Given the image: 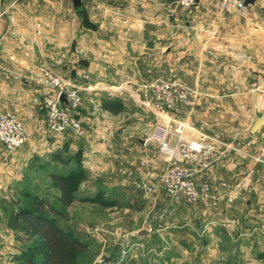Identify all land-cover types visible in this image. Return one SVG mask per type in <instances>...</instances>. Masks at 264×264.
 <instances>
[{
  "label": "rangeland",
  "instance_id": "374dc122",
  "mask_svg": "<svg viewBox=\"0 0 264 264\" xmlns=\"http://www.w3.org/2000/svg\"><path fill=\"white\" fill-rule=\"evenodd\" d=\"M141 1L134 0L132 8L129 9L119 8L116 15L113 13L111 2L122 0H84L83 5L78 8L79 14L83 17L79 27L85 31L84 52L79 55L85 58L86 63L82 69L77 70H44L46 86L42 88L44 94L41 108L45 115L39 119L41 130L29 132L25 120L16 116L26 128L27 142L11 150L0 141L4 146V158L12 160V163L4 161L0 171L2 176H6L0 182V264H23V257L42 259L45 256L42 241L38 236L30 238L25 231L16 230L10 224L15 218L20 221L18 209L34 212L30 205L32 199L40 198L56 205L60 204L59 191L49 175L50 170L73 169L76 177L74 189L78 197L85 185L97 186L102 193L103 198L98 196V193L95 198L71 204L66 212L55 216L61 227L80 231L81 238L90 243L89 250L79 254L76 264H222L216 254L219 247L209 245L210 239L215 238V230L207 234L199 232L198 229L195 231L188 225L184 226L185 228L180 227L179 230L172 227L163 228L155 224L156 216L164 214L168 222L177 221L176 209L182 200L194 206L208 208L222 197L225 198L226 205L231 207L237 198L233 197L231 192L238 189L245 197L243 205L246 213L251 218L256 217L245 201L246 198L252 197L251 189L256 173L250 160L258 158L264 165V153L258 155L253 150L254 137L249 135L250 126L256 115L251 110L256 107L253 105L243 108L234 102L236 94L229 102L206 101V97H203L197 104L196 95H199V91L196 90V86L187 84L189 82L187 77L183 85L175 80L178 75H175L174 70L179 74V71L189 69L188 51L201 46L205 49L206 41L219 34L223 27L222 15L226 11L220 10L216 0H202L205 6L197 8L198 10L197 4L187 8L178 5L175 0H157L159 2L157 6L153 0ZM197 12L206 16L203 17L202 23L201 18H198L199 22L195 20L198 26L197 23L193 25L194 14ZM115 16H119V20L116 21ZM72 25L70 23V28L76 26ZM176 31H179L180 35ZM129 42L133 45L132 52L125 54L119 45L126 43L124 47L126 49ZM97 46L100 47L99 53L96 51ZM115 48L120 52L115 53ZM182 48L187 50L179 54L177 51ZM141 49L142 52L135 53ZM174 50L176 53L170 54ZM163 59L165 67L162 65ZM142 65L144 80L138 79L143 71L140 68ZM50 76L61 78L68 90L78 91L80 103L72 106V111L73 115L81 120V134L71 127L65 129L51 127L47 98L55 96L60 90V85L52 83ZM230 88L228 92L232 89L233 93L236 92V87ZM66 92L64 89L61 95L64 101L60 97L65 104L68 101ZM180 95H183L181 99ZM115 101L119 104L114 110L105 108V104ZM168 101H174V109L167 106ZM163 106L165 112L159 110ZM161 122L168 126L166 138L170 149L161 148L162 136L157 130ZM180 124L185 129L182 137L188 139L193 137L207 145L213 144L212 138L225 142L212 152L211 163L241 152L244 155L243 159H246L245 163L249 164L245 167L244 174L238 173L236 166L235 168L227 166L222 172H226L223 178L228 180L220 178L217 184L208 180L198 182L195 179L196 167H192L191 164L199 167L202 164L190 157L180 159V155H183L184 141L188 140L180 139L179 134L175 132L174 127ZM192 124L203 128L196 129ZM117 129L121 130L120 133H126L129 142L134 144L136 157L142 147L139 140L144 142V158H140L141 167L144 163V174L140 173L136 162H133L132 166L122 165V170L110 166L112 146L121 140L124 141L122 135L118 136L120 139L115 137L114 132ZM68 137L72 141L70 147L67 146L70 142L67 140ZM173 137L174 146L171 144ZM255 142L263 145L264 138L256 137ZM84 144L86 149H79L78 146ZM244 145L248 150L240 148ZM82 149L85 150L84 157L88 159L90 165L88 169L81 166V161L77 162L78 157L82 156L80 151ZM175 150L178 156L175 155ZM56 153H61V158H54ZM235 155L233 167L237 159ZM181 161L194 169L193 178L198 187L205 184L210 186V203L207 206L199 202H190L185 198L176 202L166 190L164 175L175 162ZM79 169L82 171L81 174L77 172ZM208 171L210 173L211 168ZM17 172L20 180L13 181L12 178ZM263 174L264 172L262 173L264 179ZM120 176L127 177L123 180L124 184L134 185L130 187V193H137V198L134 199L132 206L123 207L124 202L120 206H111V191L114 185L112 178ZM232 178L233 180H230ZM224 182L225 186L222 184ZM261 189L264 190V181L261 182ZM214 191H217L216 195ZM103 193H107V196ZM170 207H174L171 213L168 210ZM145 227L150 229V235L137 238L135 232ZM246 233L248 235L245 234L243 237L248 241L253 235H257L256 239L264 240V229L260 231L251 229ZM236 249L234 246L222 247L223 254L230 253L232 257ZM262 250L264 251V246ZM245 253L246 257L233 258L223 264H264L262 261L250 259L252 254L250 251L247 250ZM173 255H180L182 259L175 260ZM202 257L210 258L212 261L201 259Z\"/></svg>",
  "mask_w": 264,
  "mask_h": 264
},
{
  "label": "crops",
  "instance_id": "0c3cea01",
  "mask_svg": "<svg viewBox=\"0 0 264 264\" xmlns=\"http://www.w3.org/2000/svg\"><path fill=\"white\" fill-rule=\"evenodd\" d=\"M153 1L156 6L159 5L157 0ZM133 2L134 0L111 2L113 13L117 15L116 12L119 8H132ZM203 2L202 0L197 2L196 9L204 7L205 3ZM83 3L84 0H81L80 4H75L74 0H0V111L9 110L18 118L25 120L29 132L33 133L34 130H41L42 126L39 119L45 115L41 108L44 94L42 88L46 86L43 71L47 69L77 70L82 69L86 63L85 58L79 55L84 52L85 31L82 27H79L83 17L78 12V8ZM141 14L140 16H142ZM194 15L193 25L197 23L195 22L196 19L198 21V18H201L202 23L204 21L203 17H206L198 14V12ZM207 17H211V15H207ZM114 19L119 20V16H115ZM222 19L223 27L221 31L214 38H209L210 41H206L207 46L205 49L201 46L188 51L189 69L187 71L184 69L183 72L179 71L180 75L173 69L175 75H178L175 80L183 85L187 77L189 79L187 84L196 86V90L199 91V95H196L197 104L203 97H206V101L213 100L217 102L220 100L222 102L225 100L229 102L233 100V96L236 94L234 102L239 103L243 108L253 105L256 107V109L251 110L254 115L256 113L253 124L255 119L264 112V0H258L254 6L245 7L239 11L227 10L223 13ZM70 23L71 25L76 24V26L70 28ZM196 26H198V23ZM176 33L180 35L179 31H176ZM125 45L120 44V50H123L125 54H130L133 45H130L129 42L128 47L124 49ZM189 49H191V46ZM175 50L170 54H175ZM186 50L182 48L177 52L180 54L186 52ZM96 51L100 52L99 46L96 47ZM114 52L120 51L115 48ZM137 52H142V49L141 51H135V53ZM163 62H165V59L162 60L164 66ZM140 68L143 71L138 79L144 80V65ZM230 87H236V92H232L234 89L228 92L231 89ZM251 87L255 88L251 89ZM192 126L196 129L203 128V126L196 124H192ZM250 129L249 135L254 137L252 148L260 155L264 153V144L258 145L255 140L256 137L264 138V127L254 133H251ZM120 132L119 129L115 130V137L117 136V139H120L118 136L122 135L124 141L121 140L112 146V155L109 159L110 166L122 170V165L132 166L133 162H136L140 173L144 174V163L142 167L140 166V158H144V142L139 140L142 147L139 154L137 153L138 157H136L134 144L131 141L129 142L126 133ZM67 140L70 141L67 146H72L70 137ZM174 140L175 137L171 142L173 146L175 145ZM3 147L0 142V171H2L4 161L12 163V160L4 158ZM78 147L79 149H86V144ZM240 148L248 150L245 145ZM80 151L82 156L78 157L77 162L81 161V166L88 169L90 165H88V159L84 157L85 150ZM237 153L236 155L226 156L222 161H214L208 168L199 167L194 163L191 164L192 167H196L195 179L198 182L208 180L217 184L220 178L226 179L223 178L226 172L222 171L227 166H232V168L236 166L237 172H243L244 174V169L249 164L245 163L246 159H243L244 155L241 152ZM234 155L237 159L233 167ZM134 158L135 161H133ZM20 162L23 161L20 160ZM250 163L256 173L253 189H251L252 197L246 198L245 201L248 204L247 207L255 213L256 217L251 218L248 216L243 205L245 197L236 189L231 192L233 197H237L231 207L226 205V200L222 197L219 198L217 203L215 202L208 208L200 205L194 206L182 200L179 201L176 209L178 222H168L166 215L159 214L156 216L157 222L155 224L161 225L163 228L172 227L174 230L175 228L179 230L182 226L185 228L184 226L188 225L189 228H193L195 231L198 229L199 232L207 234L215 230V238H211L210 244L209 242L208 244L219 247L216 254L222 264L233 258L246 257L245 251L247 250L250 251V254L252 253L250 259L264 262V251L262 250L264 240L262 241L261 238L256 239L257 235L252 236L251 242L243 237L248 230L256 229L260 231L264 229V190L261 189V182L264 181L262 176L264 165L258 158L250 160ZM210 168L212 171L208 173ZM229 169L231 168L229 167ZM3 177L4 175L0 174V182L6 176ZM124 177L112 178L114 185L112 186L113 191H111V206H120L123 202V207L132 206L134 199L137 198V193H130V187L134 186L133 183L124 184L123 180L127 179L126 176ZM12 179L13 181L20 180L18 172ZM230 180H233V178ZM99 190L97 186L85 185L83 191L80 192L81 195L79 194V197L77 196L73 203L85 201L87 198H95L98 193V196L101 197L102 193ZM216 192L214 191V195L217 194ZM103 195L107 196V193H103ZM153 196L155 198V195ZM55 206L62 212H66L70 207L61 204ZM187 219L189 220L187 221ZM229 236L233 239H230ZM231 242L233 244H230ZM100 243L103 244V242ZM224 246L237 248L234 250L236 253L233 254V257L230 253L223 254L222 247ZM43 252L46 255L44 249ZM173 258H176L175 260L182 259L180 255H173ZM203 258L212 261L207 257L201 259Z\"/></svg>",
  "mask_w": 264,
  "mask_h": 264
},
{
  "label": "built area",
  "instance_id": "2783aa9c",
  "mask_svg": "<svg viewBox=\"0 0 264 264\" xmlns=\"http://www.w3.org/2000/svg\"><path fill=\"white\" fill-rule=\"evenodd\" d=\"M221 11L227 10H242L245 8L243 1L244 0H216ZM178 5L183 7L190 8L197 4L196 0H175ZM51 77V76H50ZM50 80L52 83L59 84L60 90L57 91L55 96H49L47 98L48 118L51 127L57 129H65L71 127L77 133H82V124L81 120L74 116L72 111V106H75L80 103V96L78 91L75 89L68 90L65 85V82L60 78L51 77ZM64 89L67 90V103H63L60 100L62 92ZM183 95H180V99ZM170 108H175L174 101H168ZM161 112H165V107H160ZM175 132L179 134L180 139L187 138L182 137L184 133V128L180 125L174 127ZM158 133L161 137V148L163 150L170 149L171 146L167 141L166 134L168 133V126L162 122L158 125ZM188 139V138H187ZM213 144L207 145L203 141L194 139H188L184 141L183 155L182 157H190L196 162L201 163V167L207 168L211 164L210 157L213 154L212 152L217 148V146H222L225 142L218 138H212ZM28 140V134L26 128L21 120L16 118V116L9 110L0 111V141L3 142L8 149H16L17 147L22 146ZM186 140V139H185ZM175 155L178 156L177 150L174 151ZM194 169L184 162H175L169 170L164 175V181L166 190L171 195L172 199L176 202L181 198H185L190 202H199L203 205H208L210 203V186L204 185L203 187H198L193 176ZM223 186L226 183H222ZM169 213L173 212L174 207H170Z\"/></svg>",
  "mask_w": 264,
  "mask_h": 264
},
{
  "label": "trees",
  "instance_id": "16d2710c",
  "mask_svg": "<svg viewBox=\"0 0 264 264\" xmlns=\"http://www.w3.org/2000/svg\"><path fill=\"white\" fill-rule=\"evenodd\" d=\"M118 102L105 104V108L114 110ZM54 158H61L56 153ZM73 169L65 171L50 170L54 185L58 188V200L63 206H70L77 198L74 189L76 177ZM81 174V169L77 171ZM30 205L34 212L18 210V217L13 219L11 227L25 231L30 238L38 236L43 244L46 255L42 259L32 256L23 257V264H76L79 254L89 250V242L81 238V232L63 228L55 220V216L63 212L53 202L44 199H32Z\"/></svg>",
  "mask_w": 264,
  "mask_h": 264
},
{
  "label": "water",
  "instance_id": "95a60500",
  "mask_svg": "<svg viewBox=\"0 0 264 264\" xmlns=\"http://www.w3.org/2000/svg\"><path fill=\"white\" fill-rule=\"evenodd\" d=\"M200 0H196V2H199ZM258 0H244L243 1V4L245 7H248V6H254L256 4ZM81 0H74V3L75 4H80ZM62 101H64V97L62 96L61 97ZM264 127V112L261 113V115H259L254 123L252 124L251 126V133H254L256 131H258L260 128ZM135 235L137 237H144V236H148L150 235V229L149 228H141L139 229L138 231L135 232Z\"/></svg>",
  "mask_w": 264,
  "mask_h": 264
}]
</instances>
